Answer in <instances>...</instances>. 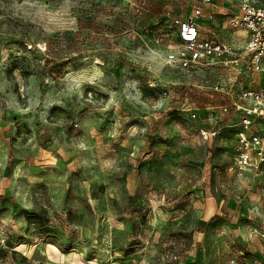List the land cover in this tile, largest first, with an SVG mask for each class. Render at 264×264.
<instances>
[{"label":"rangeland","instance_id":"1","mask_svg":"<svg viewBox=\"0 0 264 264\" xmlns=\"http://www.w3.org/2000/svg\"><path fill=\"white\" fill-rule=\"evenodd\" d=\"M200 1L0 0V264L264 259L224 70L165 63Z\"/></svg>","mask_w":264,"mask_h":264},{"label":"built area","instance_id":"2","mask_svg":"<svg viewBox=\"0 0 264 264\" xmlns=\"http://www.w3.org/2000/svg\"><path fill=\"white\" fill-rule=\"evenodd\" d=\"M218 1L201 0L187 18H171L175 42L166 45L165 63L177 70L204 66L224 70L214 90L226 94L231 102L219 109L243 114L236 124L233 168L264 177V0ZM220 4L226 8V18L216 32L206 24L211 15L205 8H221ZM259 217L263 224L254 232L264 241V198ZM230 264H264V259L240 249Z\"/></svg>","mask_w":264,"mask_h":264},{"label":"crops","instance_id":"3","mask_svg":"<svg viewBox=\"0 0 264 264\" xmlns=\"http://www.w3.org/2000/svg\"><path fill=\"white\" fill-rule=\"evenodd\" d=\"M221 2L220 0L218 1ZM221 8H214L213 6H209L205 8V12L207 15H211L210 17L206 18V24L208 28L218 32L219 30V24L223 19L226 17L224 16V12L226 11V8L220 4ZM243 34V32H240Z\"/></svg>","mask_w":264,"mask_h":264}]
</instances>
